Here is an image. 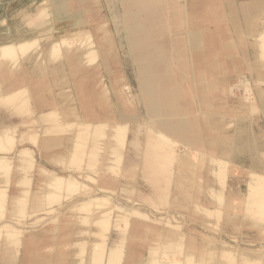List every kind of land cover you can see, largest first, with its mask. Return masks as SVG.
Segmentation results:
<instances>
[{"label":"bare ground","instance_id":"6f19581e","mask_svg":"<svg viewBox=\"0 0 264 264\" xmlns=\"http://www.w3.org/2000/svg\"><path fill=\"white\" fill-rule=\"evenodd\" d=\"M91 2H92V0H91ZM133 2H134L133 4L131 1L129 3L126 2V4H124V6H125L124 7V15H122V17H124V20L122 19V17H119L118 22H119V25L123 26L124 29L126 26V32H127L130 44H131L129 47V51L132 53V57H133L131 59H133V62L137 67V73L136 74H137V77L139 79V89H140L139 95H140V101H141V103L143 105V109H144L143 121L147 126L148 134L151 133V135H150L151 138H152V136H154L155 139L150 138L149 141H148V139L146 141L143 136H149V135L148 134L144 135L143 133L145 131L142 133L140 131H134L133 132V131H131V129H127L129 126L127 124H129L128 122L132 119V114H131L132 112L130 113V111H128L130 109H128V108H127L128 110L123 108V105L120 104L121 103V101H120V103H118V105H115V106H117V112H118L117 115H119V118H120V123H118V125H121L123 127V129H124V126H125V128L127 127L123 133L124 138L126 137V140H123L125 142L122 141V143H123L122 146H123V148H126V151H125V153H123L124 155H121L122 153H119V152H123L122 149H119V147H115V144H113V145L109 144V147L106 148V152L109 151V153L111 155L112 154L118 155V158L114 159L117 170L124 163L125 158L129 159V165L130 166L128 165L129 166L128 172H129L131 178L134 180H136L137 176H140L141 172H143L145 170L148 172V176H149L148 178H152L155 175L156 180H158L159 177L164 176L165 178L173 179V185L175 186L176 189L178 188L180 190H184V188H186L187 191H184V192L181 191V194L178 197H177V195L175 196V199H176L175 207L177 205H182V206H184V208L188 207L191 210H193L196 214L200 215L203 218V222H204V225L206 226V228H209L210 230H212L211 225H213L214 227H218L219 224H223V222L226 221L225 218L229 217L228 218L229 221L231 223H233L234 225H236V222L241 220L242 221L241 225L244 228L247 227L248 221L250 220V230L252 229V231L254 230L255 232L256 231L264 232V225L263 224L258 223V221L251 223L253 218H255L259 214L264 213V126L262 124H259V123H258V125H255V123H254L255 121L259 122L260 120H264V64L262 63V61H264V23L262 24L264 17L262 18L261 23L253 25L252 28H250V32H249L250 38H256L257 39V43L251 44L252 55H253L252 58L254 59L255 65H251V67H250V69L252 70V73L250 74V78H249L250 89L248 88V86L246 84L247 83L246 82L247 80L245 81L246 78L244 79V82L242 80L243 84L246 82L245 86L248 88V89L246 88L247 89L246 91L250 90L249 92H251V90H253L254 87H257L256 89H258V91H257L258 99H259L261 104H257V103L256 104L255 103L249 104L246 101L237 100L235 98H231L230 103H229L231 111H232V118L240 117L243 115L244 119H246V117H248L250 114V119L253 120V123H252L253 124V127H252L253 134H252V136L250 135V143H249L250 148H249L248 143H246V141L245 142L243 141L244 140L243 139V129H241L238 125H237V129L235 128V130L232 131L233 138L230 140L227 139L226 134H228V132L230 131V129L228 128V125L231 124L233 119L231 118L230 120H228V119L226 120L225 117L219 116L225 112L226 108L224 105L223 106L219 105L220 107H218V106L213 107L211 105L207 108V110L205 112L202 111L203 112L202 115H204L203 117L206 118V120L213 123V128L216 129V131H218V126L220 125V123H223L225 125L224 127L222 126L223 127L222 132L218 134L216 141H214L213 143H210L209 140L206 138L207 135L205 132H208L210 130L208 128H204L202 126L201 121H200V117H199L200 112L198 114V111L196 110V108L195 109L193 108L190 110L188 109V111H186L183 114L185 119L188 120L186 122V124H185V122H184V124H181L180 122L178 123V122L173 121L174 113L177 112L181 107H183V102H186V103L188 102L190 104L191 102L189 100L192 99L196 104V102L198 101V96H196V95L192 96L194 94H191V92L186 90V89H184L183 92H180L179 88L177 87V85L179 84L178 81H181V82L184 81V82L190 83L191 78L188 76L186 69L180 68L179 72L176 71V69H175L176 66L174 64L168 65L169 62L167 63L166 59L164 60L165 57L161 56L163 59V63L166 65V67H165L166 71L165 72H166L167 78L164 80H161V81L157 80L156 77H158V71H160V70H158V69H155V70L152 69L151 70V67L144 65V64H146V62H142V58H141V57H143L142 52L139 51V49L137 47H135L136 45L141 46V43H143V40L146 37L147 30L146 29L143 30V25H142L144 23L140 22L139 20H135V21L130 20V16L132 15V13L134 11V7H135L136 11L137 10L141 11V12L145 11V13L149 12L151 14V17L155 18V17H157L156 14L154 13V12H156L155 9H158L159 5H164V7H167L168 4H170L169 3L170 1L169 0H136ZM49 4H50V7L53 11V15H54L55 20H60V19H62V17L64 15L67 14L66 9H68V7L71 5V0H49ZM119 5H120V3H119ZM167 9H168V7H167ZM181 10H182V12H180L178 15L179 21H180L179 23H182L184 26L186 25L188 27L189 22L191 20V16L189 15L187 9L181 8ZM165 16H166V14H165ZM263 16H264V14H263ZM169 17H170V15H169ZM131 19H132V17H131ZM175 19L176 18L174 15L173 20H175ZM71 21H72V23L76 22V21H74L73 18ZM123 21L125 22V26L123 24L124 23ZM137 22L141 24L140 27H139V24H137ZM152 22H151V24H152ZM164 22H165V20H164ZM166 22H168V21H166ZM99 24H101V23H99ZM171 25H172V23H171ZM152 26H154V25H152ZM155 26H154V28H155ZM177 26H178V24H177ZM156 27H159V26H156ZM134 28H137V29H134ZM159 28H161V27H159ZM107 29H109V28H107ZM109 31H111V30H109ZM181 31H182V29H181ZM237 31H238V29H237ZM96 35H98V34H96ZM182 36H184V35H182ZM74 37H75V35H74ZM109 37H110V35H109ZM91 38H92V35H91ZM185 38H186V36H185ZM73 39H75V38H73ZM59 41H60V39H59ZM66 41H64V42H66ZM96 42H97V40H96ZM187 42H188L187 48L189 49L188 31H187ZM259 42H261V44ZM30 43H31V41H22V42H17L15 40L3 41V39L0 38V48L1 47L3 48V50H0V51L9 52V57L4 58V57L0 56V59H6V60H8V63L13 62V64L15 62H18V66H20L23 62L21 61L19 51L24 50L23 51L24 53L26 51L28 52V48L31 45ZM80 43H82V42H80ZM84 43H85V41H84ZM70 44H72V43H70ZM87 45H89V44H87ZM180 48H185V47H180ZM19 49H21V50H19ZM88 49L84 50L82 53L87 54V55H91V58L93 59L96 56V54H95L96 50L95 51H93V50L89 51ZM159 49H161V48L155 47V49L153 51L156 53L157 50L159 51ZM53 51H54V54H57V55L60 54L61 53L60 51H63V45H61L58 42L53 44ZM187 51H185V52L187 53ZM66 54H68V53L63 52L60 56H58L59 57L58 60L56 59L57 64L54 67H50L49 63L47 61H45V62L42 61V63H39V65H37V66L39 68L41 75H49L50 76V75H52V72H53V74H59V76L68 79L67 77L69 76V74L75 70L76 64H73L72 61H70V58L68 57L69 58L68 60H69L70 71H69V73L66 72V70L64 68V64H65L64 57ZM49 56H51V55H49ZM32 57H30V59ZM26 60H27V58H26ZM80 63H82V62H80ZM6 66H5V64L0 63V97H1L0 98V105L1 106H4V107L8 106L10 114L13 113V114H20V115H24L29 110H32L35 113V110H38L39 107L46 106V105L50 106L49 105L50 103H48V101L44 100V97H45V90H44L45 86L43 88L44 84L43 83L42 84L41 83L40 84L34 83L35 81L33 82L32 81L33 79L30 77V74H32V73L22 74L20 77L11 81L9 84V87H6V84L8 82L9 76H10V74L7 71ZM182 66H184V65H182ZM24 71H23V73H24ZM36 71H37V69H36ZM154 72H155V74H154ZM36 73H38V71ZM176 73L179 74V76L178 75L173 76V74H176ZM199 74H200V77L202 76L201 78L204 77V73H202V69L199 70ZM241 74H243V73H241ZM192 80H194V77L192 78ZM72 81H74V80L72 79ZM48 82H50V81H48ZM68 82L69 81L66 80L67 84L70 83V82L69 83ZM181 82H180V84H181ZM223 82L226 86H228V90H229L230 89L229 88L230 83L228 84L227 81H223ZM51 84H53V83H51ZM74 85L75 84H73V83L71 85H69V89L70 88L73 89ZM203 88L208 93L213 94V92L216 89V85L214 82H207L206 84L203 85ZM228 90L226 91L227 93H229ZM191 91H192V89H191ZM194 91H196V90L194 89ZM47 95L49 96V94H47ZM132 101H133V99H132ZM234 103L235 104H241L240 105L241 107L234 106L235 105ZM56 104H58V103L56 102ZM209 104H211V103H209ZM1 106H0V108H3ZM30 106L32 108H30ZM58 106H59V104H58ZM51 108H53V106ZM246 112L248 114H246ZM49 115H50L49 116L50 118L48 117V120L57 119L56 114H49ZM62 115L63 114H61V116ZM2 116H4L5 118L9 117L8 113L6 115H2ZM242 118L243 117H240V119H242ZM30 121H31L30 117H27V119L24 118V120H23L24 123H29ZM90 121L92 122V120L89 118V116H87V115L83 116L82 115L80 124L84 127L86 126L85 128L89 127L85 130L83 129L84 131H87V133L83 131L81 133L77 132L76 135H73L74 137L72 139L70 138V141H72L75 144H70L69 145L70 149L69 148L68 149H69V153L75 155V157H77V155H79V158H81V159H78V161H80V162H81V160L82 161L84 160L85 155L87 156L86 166H88L89 169H93L94 171L89 170L88 175L85 173H83V174H84V176H87V178H89L91 182L92 181L94 182L95 177L98 174V169H101L103 166H107V164L104 165L105 163H107V162H105L107 157L105 158V155H104L106 153H104V154L102 152L100 153V151L104 148H101L99 146L100 143L99 144H98V142L96 143V141L101 140V138L99 140H93L94 135L92 136L91 134H93L94 131H97L98 133L101 132L100 129H102V131L105 130L104 125H106L108 122L106 124L104 123L105 121H99L96 123H92L93 124V127L91 129L92 131H88L90 129V125L88 126V124H90ZM112 121H114V120H112ZM122 122H126V123H122ZM239 123H240V121H239ZM206 125L208 126V122L206 123ZM207 126H205V127H207ZM10 128H12V129H8V127H7V128H5L4 132L0 133V242H1V238L5 237V239H7L8 242L11 244V249L9 250L8 258L12 263H14L17 260L18 247L21 243V238L24 234L25 229H27V227H26L27 221L25 222V219H26V217H29L30 214H32L31 213L32 209L37 208L38 211H40L43 208V200L44 199H46V201L49 202L48 204L52 209H55L54 207L56 204H58L60 202V198H61V195L63 193L64 194L67 193L68 197L73 198L79 194L81 189H83V186L80 184L79 180H77V178H76V177H78V174L74 173L73 171H69L66 175L64 174L61 176L55 170H51L49 168H41V169L39 168L40 179H38V182H39L38 185L40 187H39V189H37L38 192L34 194L33 189H32V183L34 181L33 173H34V170L37 168V165H36L37 161L35 158L36 151L32 146L27 145L26 142L32 143V140H34L35 136L31 133L25 132V133H22L18 137V140H17V138L15 137V134L12 131L13 127H10ZM116 129L121 131L119 128H116ZM45 130H48V129H45ZM49 131L50 130H48V132ZM36 133H37V131H36ZM47 133H45V134H47ZM103 133H105V131ZM121 135H122V133H121ZM130 135H133V138L130 139ZM57 136H59V135H57ZM57 136H53L50 138V144H51L50 146L53 147V148L52 147L50 148V150H52V152H50L48 154L46 153L47 154L46 157L48 158V160H50L49 163L50 164L52 163L54 165H59V163L65 161V159H62V158L60 159L55 154H53V151L56 150L55 148L57 146H61V147L63 146L64 147L65 146L64 144L66 142V141L63 142V141L59 140L60 138H58ZM99 136L101 137V135H99ZM118 137L121 138L120 135H118ZM251 137L253 138V140ZM64 140H69V139L64 138ZM99 142H101V141H99ZM39 143L40 142H38V146L41 149V145ZM18 144H22V145H20V147L18 148L17 147V146H19ZM42 144H43V142H42ZM101 144H102V142H101ZM14 145L15 146L17 145V146L15 147ZM172 145H173V147H172ZM177 147L180 148V152H178L179 150L176 151ZM249 149H250V155L251 156H253L252 152H254L256 154L254 156V158L252 157L250 165L246 166L245 164L242 165L240 163H237L236 158L239 157V155L242 154L244 151H247V155H249ZM59 151H61V150H59ZM12 154L18 156L16 158V159H18V161H17L16 167H14V168H12V164L10 163V161H11L10 157H8V155L11 156ZM119 156L120 157L123 156V158H120ZM82 157H83V159H82ZM107 160H108V158H107ZM77 163H79V162H77ZM35 166H36V168H35ZM10 170H11V172H10ZM16 170L18 171V173H15ZM111 170H114V169L112 168ZM130 170H133V171H130ZM118 171H120V170H118ZM118 171L116 172V174L119 173ZM207 171H210V175H211V178L209 180H206V177H205V173ZM234 173L239 175L240 181H245L247 183V188H248L247 192L248 193L246 192L247 198L245 199L246 200L245 210H250V214L248 215L249 219L247 218V219L243 220L242 218H236L233 215L226 213L223 209L224 202H225V194H226L225 188L228 184L229 177H232V174H234ZM83 174H81V175H83ZM79 176H80V174H79ZM14 177L16 178V184L19 186L20 189H19V192L17 190L15 194L11 195L10 194V189H11L10 186L12 185V179ZM195 180H198V182L196 183ZM42 182H44L45 185ZM156 182H159V181H156ZM139 183H141V182H139ZM77 185H79V186H77ZM161 185H160V187H161ZM161 188H163V186ZM96 191H95V193H96ZM98 193H100V192H98ZM200 193L203 194V196L205 193L209 194L208 202L203 203V196L201 198L198 196V195H200ZM238 193L239 192H237V194ZM110 194H112V193H110ZM148 195H150V194H148ZM161 197H163V196H161ZM33 198H34V200H33ZM63 198L65 200V196ZM115 198L112 199V197L106 196V194H104V195H98L97 194V195H93L92 197L86 199L85 201L80 202L79 204H74L71 207V210L73 212L82 215L81 225L83 226V228L85 227V230H81V231L84 232L86 235L88 234V237L90 236L89 238L95 239L94 241L96 242V245H95L93 253L91 254L90 264H103L104 260L106 259V255H107L106 254V251H107L106 241L108 240L109 233L111 232L113 226H115V224L113 222H112L111 228L108 226V224H110V222H111V220L109 218L112 217V214H113V212L116 211V209H124L127 213V214H125L126 219L123 218L121 220V223H120L121 225H119L120 226L119 232H120V235L122 236L121 239H123V236L128 234L129 230H132V228H130V225H131V222H130L131 219L130 218H134L136 216H139L142 218H148L147 215L142 214L138 210V208H137L139 206L138 203H135V206L128 209L123 204H120V203L116 204ZM64 204H65V201H63L61 203V205H64ZM187 204H190L191 206H189ZM168 211L169 210H167V212ZM57 212L58 213H56V215H55L56 217L60 216L59 210ZM171 214H174V213L173 212L167 213V215H168L167 219L178 220L177 218H173L171 216ZM169 215L171 217H169ZM210 218H214V222H212L210 220ZM55 219L57 220V218H55ZM167 219H165V220H167ZM262 220L263 219H261V222H262ZM68 222H69V220H68ZM133 223L134 222H132V224ZM138 223H140V222H137L136 224L140 225ZM168 223L171 224V221H168ZM174 223H175V221H174ZM176 223H178V224L174 225V226L173 225L172 226L171 225L166 226L167 227V233L161 235L162 236V237H160L161 242H159V244H158L160 248L152 251L151 257L149 258V260L138 262V260L134 261L133 258L132 259L130 258V260H131L130 263L131 264H240L239 260H237V256L238 257L242 256L243 260L241 261V264H264V253H263V251H255L254 252L253 250L252 251L240 250L238 246H236L238 248L237 249L234 247L235 245H229L222 238H216L215 239L216 242L213 245H210L208 242H204L205 246L204 247L202 246V248L201 247L198 248L194 242V239L192 237L188 238V234L185 235V231H183V225L179 221H177ZM148 225H150V224H148ZM116 227H118V226H116ZM38 229H40V228H38ZM139 229H140L139 226H137L135 228V231L137 232V231H139ZM149 229H151V228L149 227ZM213 231L216 234H218V236H220L219 234L222 232V231H217V230H213ZM29 236H30V234H29ZM164 236L168 238L166 240V244H165ZM26 239H28V238H26ZM250 241L253 242L252 240H250ZM35 243H37V242H35ZM238 243H239V240H238ZM27 244H30V243H27ZM40 245H41V243H40ZM146 246H147V244H146ZM125 248H126V245H125ZM127 248H129V247H127ZM139 249H141V248H139ZM26 250H28V249H26ZM19 254H20V252H19ZM66 254H65V256H66ZM84 254H85V252H83V256H84ZM46 256L48 257V255H46ZM107 256H108L107 257L108 258V264H122V263L125 264L124 263L125 262L124 254H123L120 247L119 248H117L116 246L112 247L110 252H109V255H107ZM142 258H143V256H142ZM35 261L36 260H33V262H31V263L35 264ZM81 261H83V260H81ZM36 262L43 263V262H40L39 260H37Z\"/></svg>","mask_w":264,"mask_h":264},{"label":"rangeland","instance_id":"374dc122","mask_svg":"<svg viewBox=\"0 0 264 264\" xmlns=\"http://www.w3.org/2000/svg\"><path fill=\"white\" fill-rule=\"evenodd\" d=\"M130 1L133 4L134 3L133 1L136 0H94V1L92 0V2L91 0H73V1L71 0V5L68 7V9H66L67 14L64 15L62 19L55 20L53 11L49 4V0H27V1L0 0V38L3 39V41L5 40H15L17 42L31 41L30 43L31 45L28 48V52L26 51L24 53L23 52L24 50L19 49L22 51V52L19 51V55L21 57V61L23 62L20 66H18V62H15L13 64V62L8 63V60L6 59H0L1 64H5V66L7 65L6 66L7 71L10 74L6 87H9L10 82L20 77L22 74L32 73L30 74V77L33 79L32 80L33 82L35 81L34 83L44 84L43 85V88L45 86L44 100L50 103L49 104L50 106L46 105L39 107L38 110H35V113L32 110H29L24 115L13 114V113L10 114L8 106L4 107L0 105L1 107H3L0 108V133L4 132L5 128L7 127L8 129H12L10 127H13L12 131L15 134L17 140L18 137L25 132L31 133L35 136L34 140H32L31 143L36 146L35 158L37 161L36 164L37 168L35 166L36 169L34 170L33 173L34 181L32 183V189L34 194L38 192L37 189H39L40 187L38 185L39 184L38 179H40L39 168L40 169L46 168V164L44 162L45 160L44 152L45 154L52 152V150H50V148L52 147L50 146L51 145L50 138L57 135H59L57 136L58 138H60L59 140L66 142L64 144L65 145L64 147L57 146L55 148L56 152L53 151V154H55L57 157H59L60 159L61 158L65 159V161L59 163L58 165L59 170H56V172L61 176L64 174L66 175L69 171H73L74 173H77L78 177L76 178L83 186V189H81L79 194L73 198L68 197L67 193L66 194L63 193L61 195L60 202L55 205L54 207L55 209H52L48 204L49 202H47L46 199H44L43 208L40 211H38L37 208H33L31 211L32 214H30L29 217H26L25 222L27 221L28 223L26 227L40 225L44 223L49 217L55 216L56 213H58L57 212L58 210L59 212H61L63 207L65 206V205H61L63 201L82 202L92 197L93 195H97L95 193L96 178L94 182L93 181L91 182L90 179L87 178V176H84L83 174V173H88L89 170L94 171L93 169H89V167L86 166L87 156L85 155L84 160L83 161L81 160L80 162L78 161V159H81L79 158V155L75 157V155L69 153V149H70L69 145L75 144L72 141H70V138L72 139L74 137L73 135H76L77 132L81 133L85 129L89 128V127L85 128L86 126L84 127L80 124L82 115L83 116L87 115L92 120V122L90 121V124H88V126L90 125V129L88 131H92L91 130L93 127L92 123L105 121L104 123L106 124L108 122L106 125H104L105 130L102 131V129H100L102 133L101 132L98 133L97 131H94V133L91 134L92 136L94 135L93 140H99L101 138V140L99 141H101L102 144L99 141H96V143L97 142L98 144L100 143L99 146L101 148H104L102 150L100 149L101 150L100 153L101 152L103 154L106 153L104 155L105 158L106 157L108 158V160L106 158L105 161L107 163H115L114 159L118 158V155H113V154L111 155L109 151L106 152V148L109 147V144L111 145L115 144V147H119V149H122L123 152H119L122 153L121 155H124L123 153H125L126 151V148H123L122 146L123 144L122 141L126 140V137L124 138L123 133L127 127L125 128L124 126L123 129L121 125H118V123H120V118L119 115H117L118 114L117 106H115L118 105L120 101H121L120 104L123 105V108L125 109L128 108L130 110L128 109L127 110L130 111V113L132 112L131 113L132 119L128 122L129 124L127 125L129 126L127 129H131V131L133 132L140 131L143 133L145 131L143 134L144 135L148 134L147 126L143 121L144 109L140 101L139 80L136 74L137 67L134 64L133 59H131L132 55L129 51V47L131 44L128 39L126 30L123 28V26H120L118 22V18L122 17V13L124 12L123 11L125 7L124 4H126V2L129 3ZM169 1L170 4H168L167 6L168 9L167 7H164V5H159L158 9H155L156 12L154 13L156 14L158 19L160 15L163 17L165 16V13L168 12L167 13L168 22H166L164 30L162 29L163 31L160 29L155 31V35L153 39H155L157 43L162 44L165 47L166 54L171 56L170 57L171 62H169L168 56H166L165 52L162 49H159V51L157 50L154 59H157L162 56L165 57L164 59H166L167 63L169 62L168 63L169 65L173 63L176 66L177 70H180V68L186 69L188 76L191 78V82L189 83L182 81L180 86L190 91L191 94H194L192 96H195L198 95L199 93V87L201 86V82L192 80V78L195 77V70L191 66L192 56L194 54L196 56L198 63H201V66L204 69H206L207 72L206 77L208 78V81H216L217 77L232 78L231 80L228 81V84L230 83L229 90H228V86L223 85V88L227 87L226 89L229 92L228 94L222 91L223 90L222 87H218L213 92L211 99L217 106L218 105L223 106V104L227 105V101H229L230 98H235L237 100H242V101H246L247 103H250V100L252 101L253 98H251L248 91H246L248 88L250 89V80H249L250 42L257 43V39L250 38V35L247 36L238 35L236 27L232 23L231 17L229 15L228 1L227 0H175V1L169 0ZM231 1L236 6V11L238 12L239 16L243 18V14L241 13L242 12L241 7L247 3H250V1L252 0H231ZM181 8L187 9L188 12H190L192 16H194L193 17L194 19L191 22L194 25L192 26L190 25V28L191 29L197 28L203 32L204 42H201L202 48L199 50L192 51L187 48L188 27L186 25L184 26L182 23H179L180 21L178 15L180 12H182ZM245 13H246L245 14L246 17L248 18L250 17V23L254 19L253 20L254 22L252 21L253 25L261 23L262 18L264 17L263 16L264 0H257V3L254 2L250 4V8H247V11ZM140 14H150V13L149 12L145 13V11L142 12L138 10L136 11L134 7V11L132 13V16H130V20L131 21L139 20L140 22H142V20H140L141 18ZM174 15L176 18L175 20H173ZM72 18L74 19V21H76L75 23H72L71 21ZM156 23L153 22V24ZM263 23L264 20L262 21V24ZM148 26H152L150 22L148 23ZM96 34H98L100 37ZM57 42L63 45V51H60L61 53L59 52L60 54L58 55L54 54L53 51V44ZM86 43L89 45H87ZM259 43L261 44V42ZM180 47H185V48H180ZM87 49L89 51L96 50L95 54L97 57L95 56L92 59L91 55L83 54L82 52ZM0 50H3V48L1 47ZM185 51H187V53ZM2 52L3 51H0L1 57L4 58L9 57V52H5V51L3 53ZM63 52L69 54V55L66 54L64 57L65 59L64 68L66 72L69 73L70 71L69 60H68L69 58L73 64H76L75 66L76 68L74 70L75 72L72 71V73H70L69 76L67 77L68 79L59 76V74H53V72L52 75L50 76L41 75L37 65H39V63H42V61L44 62L47 61L50 67H54L57 64L56 62L59 58L58 56H60ZM48 54L51 56H49ZM246 56H248V58H246ZM30 57H32L33 59L32 58L30 59ZM211 62L215 63L219 67L217 68L216 71H214L216 72L215 74L209 66V63ZM262 63L264 64V61H262ZM237 68L243 70L241 73H243L244 75L241 73L239 74L236 70ZM36 69L38 73H36L37 72ZM176 75L178 74L177 73L174 74V76ZM65 79L68 80L70 83L68 82L69 84H67ZM72 79L74 81H72ZM244 79L245 81L247 80L246 81L247 83L246 82L245 83L247 84L248 88L245 86V83L243 84ZM72 83L75 85L73 89L72 88L69 89V85H71ZM195 88H198V90L194 91ZM256 88L257 87H254V89ZM47 94H49V96ZM189 101L192 102L191 99ZM56 102L59 104V106L58 104H56ZM240 105L241 104H235L234 106L241 107ZM52 106L53 108H51ZM30 108L32 107L30 106ZM7 113L9 115L8 118L2 116V115H6ZM49 114H56L57 119L48 120V117L50 116ZM61 114L63 115L61 116ZM27 117H30L31 121L29 123H24L23 120L24 118L27 119ZM226 119L230 120L229 118ZM232 119L233 120L230 124L231 126L228 125L230 131L228 132V134H226L227 139L229 140L231 138L232 131L235 130V128L237 129L236 125L239 124V121L241 120L240 117H234ZM122 123H126V122H122ZM205 126L207 125L205 124ZM116 128L119 129L121 128L120 129L121 131H119ZM45 129H48L51 132L49 131L50 132L49 133L48 130ZM36 131L38 134L36 133ZM104 131L105 133H103ZM84 132L87 133V131ZM121 133L123 136L121 135ZM99 135H101V137ZM118 135H120L121 138L118 137ZM148 135L150 136L151 133H149ZM64 138L69 140H64ZM131 138H133V135H130V139ZM38 142H40L39 144L41 145V149L38 146ZM176 151L180 152V148L177 147ZM8 157H10L11 160L10 163L12 164V168L16 167L18 161V159L16 158L18 156L12 154L11 156L8 155ZM120 158H123V156H121ZM15 173H18V171L16 170ZM210 178H211L210 171H207L206 180H209ZM229 179H231V177H229ZM195 182L197 183L198 180H195ZM239 182L243 186L247 185L245 181L239 180ZM42 183L45 185L44 182ZM228 188H229V180L225 188V193ZM105 194L106 196L112 197V199L116 197L115 203L116 204L119 203L117 195L110 193H105ZM64 196H65V200L63 198ZM198 196L201 198L203 194L200 193V195ZM187 212L189 211L186 209L183 208L179 209V213L181 214H188ZM125 214L127 213L124 209H116V211L113 212L112 217L109 218L111 222L109 221L110 224H108V226L111 228L113 222L115 226L120 227L119 225H121L120 224L121 220L123 218L126 219ZM249 214H250V210H245V215L242 217V219L243 220L247 218L249 219L248 216ZM157 216L159 218L165 219L166 214L161 213V214H157ZM171 216H173V214H171ZM171 216L169 215V217ZM263 217H264V213L259 214L255 218H253L251 223L258 221V223L264 225ZM228 218L229 217L225 218L226 221L223 222V224H219L218 227H214L213 225H211L212 230H210L209 228L205 229L202 227L199 229L200 231H202L203 234H206L208 236H212V235L218 236V234H216L213 230L222 231L221 234H223L224 240L229 245H235L234 246L235 248H237L236 246H238L240 250H244V251L253 250L254 252L263 251L264 253V232H258V231L255 232L252 231V229L250 230V220L248 221L247 227L244 228L241 225L242 222L241 220L236 222V225H234L229 221ZM261 219H263L262 222ZM199 220L201 221L200 218ZM210 220L214 222V218H210ZM168 221H171V224L168 223ZM177 221L179 220L167 219L161 222H163L165 226L168 225L174 226L178 224L176 223ZM198 223L201 225V222L198 221ZM250 240H252L253 242H251ZM237 260H239V263L241 264V261L243 260L242 256L239 257L237 256Z\"/></svg>","mask_w":264,"mask_h":264},{"label":"crops","instance_id":"0c3cea01","mask_svg":"<svg viewBox=\"0 0 264 264\" xmlns=\"http://www.w3.org/2000/svg\"><path fill=\"white\" fill-rule=\"evenodd\" d=\"M227 1L229 2L228 3L229 13H230L229 15L231 17V20L233 19L232 23L234 22L233 24L235 25L236 30L238 29V31H237L238 35L239 36L249 35L250 28H252L254 21L253 22L251 21V23H250V17L249 18L246 17L245 12L247 11V8H250V4L257 2V0H252V1H250V3H247L241 7L242 8L241 13L243 14V18L240 17L238 12L236 11V6L234 5V3L231 0H227ZM188 13L191 16V20H190L189 26H188L189 50L196 51V50H199L202 48L201 42H204L203 32L197 28H194V29L190 28V25L191 26L194 25L193 23H191L194 19L193 18L194 16H192V14L190 12H188ZM165 14H166V16H163V17L160 15L159 19H157V17L152 18L151 14H140V17H141L140 20H142V23H144V24H142L143 30L146 29L147 34H146V37L144 36L145 38L143 40V43H141V46L140 45L135 46L139 49V51L142 52V56H143V57H141L142 62H146V64H144V65L151 67V70L152 69L153 70H155V69L160 70V71H158V77H156V79L158 78V80H160V81L167 78L166 77L167 75L165 72L166 71L165 70L166 65L163 63L162 57L154 59V56L156 53L153 50L155 49V47H160L165 52V54H166V51H165V47L162 44L157 43L155 41V39H153V37L155 35V29H156V31L158 29H160V30L164 29L166 21H167L166 19L168 18V14L167 13H165ZM122 15H124V12L122 13ZM122 19L124 20V17H122ZM164 20H165V22H164ZM152 21L155 23L158 21L159 22L156 24H153ZM149 22H150V24L152 22L151 25H154V26L156 25V26H159L161 28L156 27V26H155V28H154V26H148ZM123 24L125 26V22ZM137 24H139V27L141 26L140 23L137 22ZM134 29H137V28H134ZM125 30H126V26H125ZM251 44L252 43L250 42V67H251V65H255L254 59L252 58L253 55H252ZM131 55H132V53H131ZM166 56H168L169 62H171V59H170L171 56H169L167 54H166ZM246 58H248V56H246ZM172 65H173V63H172ZM191 65H192V67L194 66L193 67L194 70L196 69L194 80L201 82V86L199 87V93H198V95H196V96H198V101L196 102V104L192 99H191L192 102L190 104L188 102L187 103L183 102V107H181L177 112L174 113L173 121L178 122V123L180 122L181 124H184V122H185V124H186V122L188 120L185 119L183 114L186 111H188V109L190 110V109L196 108V110L198 111V114L200 112L199 117H200V121H201L202 126L204 128H208L210 130L208 132H205L207 136L205 134L204 135L206 136V138L209 140L210 143H213L214 141H216L218 134L222 132V128L225 125L223 123H220V125L218 126V131H216V129L213 128V123L206 120V118L203 117L204 115H202V113L205 112L209 106H211V105L213 107L217 106L213 102V100L211 99L212 94H210L206 90H204L203 85L206 84L207 82H214L216 85V89L218 87H222V89H223L222 91L227 93L226 88H223V85H225L223 81H227V83H228V81L231 80L232 78L217 77L216 82L215 81H208V78L205 77L207 75L206 69H204L201 66V63H198L196 56L194 54L192 56ZM209 66L213 72L216 71L217 68H219L218 65H216L213 62L209 63ZM201 69H202V73H204L203 78H201L202 76L200 77V74H199V70H201ZM236 70L239 74L243 71V70L238 69V68ZM176 71L179 72V70H177V69H176ZM215 73L216 72H214V74ZM251 73H252V70L250 69V74ZM154 74H155V72H154ZM173 76H174V74H173ZM178 76H179V74H178ZM177 87L179 88L180 92H183V90L185 89V88H182L180 86V83L177 85ZM195 90L197 91L198 88H195ZM249 91H248V93L250 94L251 98L254 97L252 99V101H250V103L261 104L259 99H258V94H257L258 89L253 88V90H251L252 93ZM209 103H211V104H209ZM229 103H230V100L227 101V105L223 104L226 109H225V112L219 116L229 118V119L232 118V111H231ZM246 114H248V113L246 112ZM240 117H243V118L240 120V123L237 125L241 129H243V139H244L243 141L244 142L246 141V143H248V147L250 148L249 143H250V135L252 136V134H253V131H252L253 130L252 129L253 120L250 119V114L248 117H246V119H244L243 115ZM207 122H208V126L205 127V124ZM254 123H255V125H258V123H259V124H262L264 126V120H260L259 122L255 121ZM232 134L233 133H231L230 139L233 138ZM143 137L145 138L146 141H147V139L149 141V139L151 138V136H149V138H148V136H143ZM152 138H154V136H152ZM252 140H253V138H252ZM26 143H27V145L32 146L34 149L36 148L35 145H33L29 142H26ZM18 145L19 146H17V147L19 148L20 145H22V144H18ZM44 151H46V150H44ZM54 152H55V150H54ZM252 154H253V156L250 155V149H249V155H247V151H244L242 154L239 155V157L236 158V162L240 163L242 165L245 164L246 166L250 165L252 157L254 158V156L256 155L254 152H252ZM46 156H47V154H44V157H45L44 162L46 164V168H49V169L55 170V171L59 170L58 165H54L52 163L50 164L49 163L50 160H48V158ZM106 164H107V166H103L101 169H98V174L95 177L96 178L95 188L97 190L96 194H98V195H102L105 193L115 194V195H117L118 202L120 204H123L128 209L135 206V203H138L139 204V206L137 207L138 210L142 214L147 215V217H148V218H142V217L136 216L134 218H130L131 219V221L129 220L131 222L130 228H132V230H129L128 234L123 236V239H121L122 236L120 235V232H119L120 228L113 226V228H112V230L108 236V240H107L108 242L106 241V249H107L106 254L107 255H109L111 248L116 246L117 248H119V247L121 248V250L124 254V260H125L124 263L125 264H131L130 258L131 259L133 258L134 261L138 260V262L149 260V258L151 257L152 251L160 248L158 244H159V242H161L160 241V237H162L161 235L167 233V227L161 221L167 219V216H168L167 213L168 212L174 213L172 217L177 218L179 220V222L183 225V231H185V235L188 234V238L192 237L198 248L199 247L202 248V246L204 247L205 246L204 242H208L210 245H213L216 242V240H215L216 238L224 239L223 234H221L222 232L219 234L220 236H217V237H216V235L208 236L206 234H203L202 231H200V229H199L201 227L207 229L206 226L204 225L203 218L200 217L198 214H196L190 208H188V207L184 208V206H182V205H177L175 207V203H176L175 196L177 195V197H178L181 194V191L184 192V191H187V189L186 188H184V190H180L178 188L176 189L175 186L173 185V179L165 178L164 176H161L158 178V180H156L155 175L152 178H148L149 177L148 172L144 170L143 172H141V175L137 176V179L134 180L131 178V176L128 172L130 165H129V159H127V158H125L124 163L119 167L118 170H120V171L117 170L115 163H105L104 165H106ZM112 168L114 170H111ZM117 171L119 172L118 174H116ZM85 174L88 175L89 172L85 173ZM205 177H206V173H205ZM239 178H240L239 175L234 173V174H232L231 179H229V188L226 191L225 202H224V206H223V209L226 213H229L236 218H242L245 215V202H246L245 199L247 198L246 195L248 193L247 192L248 191L247 185H245L246 186L245 187L242 184H240ZM155 180L159 181V182H156ZM139 182H141L142 184ZM160 185H161V187L163 186V188H161ZM10 187H11V189H10L11 195L15 194L17 190L19 192L20 188L16 184V178L15 177L12 179V185ZM98 192H100V193H98ZM237 192H239V193L237 194ZM148 194H150V195H148ZM161 196H163V197H161ZM208 197H209V194L205 193L203 196V203L208 202ZM79 203H80L79 201H66L64 204L65 206L63 207L62 211L60 212V216L49 217L44 223H42L40 225L28 226L27 229H25L24 234L21 238V243L18 247L17 260L14 263H12L8 258L9 250L11 249V244L8 242L7 239H5V237L1 238L0 249L2 251L0 250V264H7V263L8 264H18V263L19 264H33V263H31V262H33V260H36V261L39 260L40 262H43V263H38L35 261V264H64V263L65 264H76V263L77 264H90L91 254L94 251L96 242L94 241L95 239L89 238L90 236L88 237V234L86 235L84 232L81 231V230H85V227L83 228V226L81 225L82 215L75 213L71 210V207L74 204H79ZM187 205L191 206L190 204H187ZM182 208L188 210L189 211V212H187L188 214L179 213V209H182ZM167 210H169V211L167 212ZM161 213H164V214L166 213L165 219L159 218L157 216V214H161ZM55 218H57V220ZM199 218L201 219V221L199 220ZM68 220H69V222H68ZM198 221L201 222V225L198 223ZM132 222H134V223L132 224ZM137 222H140V223H138L140 225H137L136 224ZM148 224H150V225H148ZM137 226H139L140 229H139V231L136 232L135 228ZM149 227L151 229H149ZM38 228H40V229H38ZM29 234H30V236H29ZM26 238H28V239H26ZM164 238H165V244H166V240L168 238L165 236H164ZM35 242H37V243H35ZM27 243H30V244H27ZM40 243H41V245H40ZM146 244H147V246H146ZM125 245H126V248H125ZM127 247H129V248H127ZM139 248H141V249H139ZM26 249H28V250H26ZM19 252H20V254H19ZM83 252H85L84 256H83ZM65 254H66V256H65ZM46 255H48V257ZM107 255H106V259L104 260L103 264H108V258H107L108 256ZM142 256H143V258H142ZM81 260H83V261H81Z\"/></svg>","mask_w":264,"mask_h":264}]
</instances>
